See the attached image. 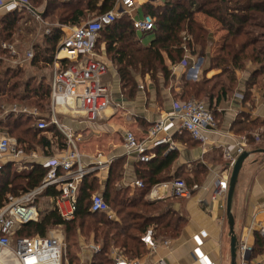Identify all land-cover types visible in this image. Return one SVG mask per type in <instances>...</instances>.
<instances>
[{
    "label": "trees",
    "instance_id": "obj_1",
    "mask_svg": "<svg viewBox=\"0 0 264 264\" xmlns=\"http://www.w3.org/2000/svg\"><path fill=\"white\" fill-rule=\"evenodd\" d=\"M29 2L35 8L45 5L43 17L51 25L50 34L43 37V44L32 45L34 57L31 66L38 70H51L63 36L61 26H79L90 16L97 17L111 11L117 0ZM144 13L155 18L154 29L150 32L154 34V39L148 48H136L137 43L133 44L135 28L129 17H123L105 27L96 46L98 49L100 43L106 42L107 55L116 65L122 87L129 96L134 95L137 88L133 72L161 74L168 81L171 71L165 64V56L172 64L189 66L187 53L197 55L198 47L204 50L209 45L210 31L197 21V13L220 22L227 31V37L219 56L211 59L212 66L220 73L212 79L184 82L180 101L196 97L207 103L213 112V105L218 107L233 94L238 86L237 73L244 70L249 62L258 69L249 79L248 94L252 86L264 85V0H168L163 6L145 5ZM27 16H31L30 12L22 10L0 18V56L6 55L1 43L15 42V35L22 38L23 34H19L21 30L24 29V38L32 33L36 34V23ZM22 19L25 24L33 23L35 26L22 28ZM50 99L51 83L47 76L27 77L23 68L12 67L0 59V107L4 104L24 105L37 108L43 114H50ZM32 124L30 118L10 115L0 121V130L15 137L26 153H30L35 146L50 150L53 139H57L62 149L65 148L66 139L56 127L37 130L32 128ZM260 126L262 123L258 120L246 118L235 122L233 129L237 134L246 133L244 137L253 143L255 138L249 134V130ZM186 135L192 139L188 133ZM164 150L162 147L156 149L149 162H140L137 177L144 187L136 190L132 197L128 190H118V184L123 179L124 162L118 160L112 164L103 196L111 210L117 214L116 220H110L106 213H93L90 210L92 196L100 191L99 181L93 173L83 179L74 219L65 220L54 210L39 222L24 225L18 236L44 237L52 228L61 226L69 264H80L81 237L85 241L92 238L101 244V249L85 264H114L112 249L128 260L140 258L147 253L142 237L150 228L154 229L157 241L178 239L187 223L186 218L174 210V205L180 198L172 196L164 201L152 202L146 199L147 195L156 185L177 179L185 181L193 193L195 186H201L207 169L198 164L191 175L180 169L182 173L177 171L173 176L170 174L171 168L178 156L176 152L165 153ZM14 167L9 164L0 170V206L8 195L20 196L40 186L48 172V168L40 165L21 173H17ZM50 194L56 195L58 192L54 189L45 192V195ZM256 242L257 247H264V240L259 234H256Z\"/></svg>",
    "mask_w": 264,
    "mask_h": 264
},
{
    "label": "crops",
    "instance_id": "obj_2",
    "mask_svg": "<svg viewBox=\"0 0 264 264\" xmlns=\"http://www.w3.org/2000/svg\"><path fill=\"white\" fill-rule=\"evenodd\" d=\"M135 1L136 7L132 11L121 15L118 20L123 17H129L134 26V20H142L149 16L144 13L145 5L150 4L155 7L163 6L168 0ZM119 8L120 2L117 0L111 11H120ZM36 9L40 12L42 11L41 17L37 19L30 13L31 19L37 23V26H41V28L44 26L43 36L50 34L51 25L46 22L43 17L45 14L44 10L46 9L45 5L41 9L39 7H36ZM154 19L155 18H153V20ZM196 19L210 31L209 45H207L204 50L198 47L196 51L197 55H189L187 53L186 58L189 61V66L177 63L172 64L165 56V64L171 71V76L168 81L165 80L161 74L153 75V72L144 74L140 73V71L133 72L132 74L134 75L137 88L135 94L131 96L123 89L118 69L107 55L106 42L103 41L100 43L98 49L96 48V55L107 65V73L102 77V85L107 89V92H109V97L111 96V105L96 122H90L82 112L79 115H72L67 113L64 108L53 109L51 106V99L49 117L45 116V114L37 108H33L36 109V112L31 113L27 109L29 106L1 105L0 121L5 120L10 115L14 117L30 118L33 121L32 128L36 129L35 125L39 119L51 123V120L54 118L59 126L50 124L47 129H49L50 126L56 127L66 139L64 149L60 147L57 139H53L50 150H43L41 147L36 146V150L33 149L30 153H26L25 149L19 144L26 154V159L24 161L27 169L25 170H30L35 165L44 167L42 164L46 162L47 159L52 157L58 158L71 151L73 147L67 144V137L64 134V130H66L73 136L74 144L81 156V163L83 166L92 168L99 155L102 156V161H107L108 163L104 169L90 173H94L99 181L100 191L95 194H99L104 198L103 190L108 179L110 168L115 161L122 160L124 162L123 179L118 184V190H128L129 196L132 197L135 191L140 189L135 183L139 181L137 170L141 166V163L138 155L135 152H129L125 147L124 138L126 133L131 132L138 139L142 140L145 138L149 128L154 122L164 113L170 112L174 108V104L182 103V101H180L182 100L180 95L183 92L184 82H197L203 78L212 79L220 73L219 70L212 66L213 60L211 59L219 56L227 37V31L220 22L203 13H197ZM61 27L63 30V38L70 34L78 25H64ZM134 30L135 39L133 44L137 43L136 48H148L154 39V34L139 31L137 29ZM47 31H49V33H47ZM62 38L59 43L62 41ZM100 38L101 34L99 39ZM10 44H14L17 47V43L15 42H10ZM17 49L19 51L18 47ZM4 52L6 55L3 57L0 56V59L5 63L6 61H12L20 67H23L24 64L31 66V61L34 57L33 49L27 52L26 56L22 58L20 55L12 57L6 50ZM29 53L33 54L32 58L28 57ZM69 65H71L69 60H62L60 67L64 69ZM194 66L195 69H192ZM56 69L54 61L51 66V87ZM257 69L258 67L256 65L249 62L244 70L237 73L238 86L233 94L218 107L216 105L212 106V110L218 120V129L216 132H209L206 134L208 142L205 145L190 139L186 135V132L175 129L170 132L175 149L170 150L168 145L162 146V148L165 149V153L176 152L178 156L177 160L172 165L171 175L174 176L180 169L191 175L198 164L205 166L207 169L201 186L198 187L190 197L177 199L178 201L174 205V210L187 220L180 237L176 240H167L164 242L157 241L154 238L158 245L167 242L170 245L169 251H165L164 254L166 264H206L204 261L200 262L195 253V249L197 248V244L194 240L195 236H199L203 241L201 251L208 257L212 264H231L226 200L222 198L213 200L212 197L216 190V181L218 177L221 176L227 168V161L223 156L224 150L228 149L234 153L237 144H242L241 142H243L245 151H248L247 139L242 136V134H237L235 132L233 129L234 123L239 120L243 121L247 118L249 120H258L262 123V126H264V85L261 87L252 86L249 94L247 87L251 75ZM247 97H249V100H247ZM118 111L121 113L117 116L116 113ZM59 115L65 116V118L68 115V119L61 122ZM67 121L73 122V129H68L64 126V122ZM0 134H6L16 139L6 131L0 130ZM48 135L50 138L52 137L50 133H48ZM261 143L262 146L259 148L264 149V140L261 141ZM160 148L161 147L156 149L159 150ZM156 149L148 151V154H152ZM46 152L51 153V155L46 156ZM255 154L261 155L262 158L258 159V161L256 158H253ZM9 164L17 167L16 164L12 162L6 165ZM181 171L180 173H182ZM82 182L83 180L80 181L78 185L77 198ZM55 191L58 192L57 190ZM148 195L146 198L147 200H149ZM55 196L58 197L59 192L56 195H42L39 201V208H41L44 216L54 210L59 214L61 211L63 213L69 211L70 203L67 200H62L60 206H57L54 200ZM171 197V193L167 191L165 198L149 201H164ZM109 212L112 215V218H110V214H107L110 220H116L118 218L117 214L112 211L111 208ZM232 214L235 221L234 230L239 244L247 243V245L252 248V258L264 263V247L259 248L256 246V234H259L264 240L263 153H254L245 161L239 175L232 203ZM51 230L54 232L57 231L56 234L60 236L65 243L64 231L61 226H57ZM149 230H153L154 233L153 228ZM84 241L81 240L80 243L83 244ZM83 245H85L81 248L84 251L83 255L80 256L81 253L79 255L81 264L91 261L94 253L101 249V244L96 243L92 238ZM92 246L98 247V250L93 249ZM145 248L147 253L140 257L144 260V264H157L156 261H154V256L150 249H148L146 245ZM113 252L116 251L114 249L111 250L112 258ZM239 261L240 254H238L237 258L238 264Z\"/></svg>",
    "mask_w": 264,
    "mask_h": 264
},
{
    "label": "built area",
    "instance_id": "obj_3",
    "mask_svg": "<svg viewBox=\"0 0 264 264\" xmlns=\"http://www.w3.org/2000/svg\"><path fill=\"white\" fill-rule=\"evenodd\" d=\"M120 11H108L94 19L85 21L76 27L70 34L64 36L59 43L55 55L54 77L51 87V106L53 109L64 108L67 113L79 115L81 112L90 122L98 121L105 110L111 105V99L107 89L102 85V77L107 73V65L96 55V46L101 31L112 25L121 15L132 11L136 7L135 0H119ZM27 10L34 17L40 19V12L31 5L29 0H0V18L4 14L15 11ZM134 28L139 31L151 32L154 29L153 18L146 17L142 20H134ZM49 33V31H47ZM3 50L9 52L12 57L18 56V49L14 44L2 43ZM33 57L32 53L28 54ZM62 60H69L71 65L62 69ZM195 69V66L192 67ZM50 124L58 122L53 118L50 122L38 120L35 128L47 130ZM182 130L190 137L205 145L208 142L207 133L216 132L218 121L208 105L199 99L191 98L180 104H174L170 112L164 113L153 123L145 138L138 139L133 133L125 135V147L129 152H135L140 162H149L154 156L148 151L168 145L170 150L175 146L172 141V130ZM67 144L72 150L58 158H49L42 165L48 168V172L40 186L20 196L8 195L0 206V264H69L66 258V245L58 236L57 231L50 230L44 237H20L18 232L24 225L31 222H39L44 214L39 208V201L43 194L50 189L57 190L59 196H55L56 205L60 206L62 200L70 203L68 212H60L65 220H72L77 210L78 185L88 174L102 170L107 166V161H102L99 155L94 166L87 168L81 163V156L76 150L73 136L64 130ZM238 143L235 152L226 149L223 152L227 161L226 171L218 177L213 200L222 198L226 200L231 169L238 156L245 151V145ZM26 154L16 139L6 134H0V170L12 162L18 169H27L25 163ZM136 186L143 188L144 184L137 181ZM198 189L197 186L194 190ZM169 191L172 196L185 199L191 196L185 181L177 179L171 182L155 186L149 193V200H160L166 197ZM91 212L110 214L109 206L104 198L95 194L91 199ZM112 218L111 214L109 215ZM197 244L195 253L199 261L212 264L201 251L203 241L195 236ZM142 241L153 254L157 264H166L165 251H169V243L158 245L154 240L153 230H149L142 237ZM98 250V247L92 246ZM84 252V251H83ZM239 264H264L252 258V248L247 243L239 244ZM114 264H144L142 258L125 259L112 253Z\"/></svg>",
    "mask_w": 264,
    "mask_h": 264
},
{
    "label": "rangeland",
    "instance_id": "obj_4",
    "mask_svg": "<svg viewBox=\"0 0 264 264\" xmlns=\"http://www.w3.org/2000/svg\"><path fill=\"white\" fill-rule=\"evenodd\" d=\"M42 7H44V5L42 6ZM42 7H40V9L42 8ZM46 11V9L44 10V12ZM27 17H29V18H31L30 16H27ZM94 18H96V16H90L87 20H91V19H94ZM30 20V19H29ZM32 20V19H31ZM86 20V21H87ZM34 22V21H33ZM35 23V22H34ZM21 24H23V27L22 28H33L35 25L33 24V23H28V24H25V22H24V19H22V21H21ZM37 24V23H36ZM25 26H28V27H25ZM38 27V29H37V31H36V34L34 35V33H32L28 38H24V29L23 30H21L20 32H19V34H23L22 35V38H19V36H17V35H15V43H17V47L19 48V51H18V53H20L19 55H20V57L22 58V57H25L26 56V53L27 52H29L30 50H32L33 48H32V45L33 44H43V33H44V26H43V28H41V26L39 27V26H36V28ZM264 40V39H263ZM7 43H9V42H7ZM10 44V43H9ZM1 57H3V56H1ZM6 63L8 64V65H10V66H12V67H15V68H17V64H15L14 62H12V61H10V62H7L6 61ZM18 68H23L24 70H25V74H26V76L28 77V76H32V75H35V76H43V75H45V76H47L48 77V79L50 80V78L52 77V75H51V73H52V71L49 69V68H45V69H40V70H38V69H35V68H32L30 65H28V64H24V66L23 67H20V66H18ZM108 94H109V92H108ZM111 97V96H110ZM22 109V108H21ZM24 109V108H23ZM27 109H28V111L29 112H36V109H33V108H29V107H27ZM121 112L120 111H118L116 114H117V116L120 114ZM66 115V114H65ZM45 116H47V117H49V114L47 113V114H45ZM59 118L61 119L60 121L62 122L63 120L65 121V119H68V115L66 116V118H65V116H62V115H59ZM81 119V118H80ZM78 120H79V118H78ZM65 124H64V126L66 127V128H68V129H73L72 127H73V122H70V121H67V122H64ZM246 133H244L242 136H244ZM249 134H251L252 136H253V138H255L254 140H255V142H253V143H251V141L250 140H248L249 142H248V146H247V150L248 151H255L256 149H258L259 147H261L262 146V143H261V141H263L264 140V126H260V127H255L253 130H249ZM49 136V135H48ZM38 147V146H37ZM34 149L36 150V146L34 147ZM260 149V148H259ZM51 155V153H48V152H46V156H50ZM254 157L253 158H256L257 160L258 159H261L262 157H261V155H259V154H255V155H253ZM259 161V160H258ZM23 166H25V163L23 164ZM15 168V170H16V172L17 173H21V172H23L24 170H20V168L18 169V166L17 167H14ZM81 240L82 241H84V239L81 237ZM87 241H84L83 242V244L84 243H86ZM83 244H81L80 243V253H81V255L80 256H82L83 255V249H81L82 247H84L85 245H83ZM83 245V246H82ZM66 258H67V248H66ZM81 264V263H80Z\"/></svg>",
    "mask_w": 264,
    "mask_h": 264
},
{
    "label": "water",
    "instance_id": "obj_5",
    "mask_svg": "<svg viewBox=\"0 0 264 264\" xmlns=\"http://www.w3.org/2000/svg\"><path fill=\"white\" fill-rule=\"evenodd\" d=\"M254 153L264 154V149H258L254 152L244 151L240 156H238L235 164L231 169L227 198H226V216L228 220L229 235H230L231 264H238L237 258H238V248H239V240L234 230L235 221L232 214V203H233L239 175L243 169L244 163Z\"/></svg>",
    "mask_w": 264,
    "mask_h": 264
}]
</instances>
